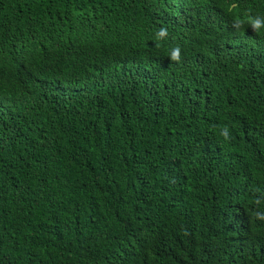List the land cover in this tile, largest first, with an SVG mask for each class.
Wrapping results in <instances>:
<instances>
[{
  "label": "trees",
  "instance_id": "trees-1",
  "mask_svg": "<svg viewBox=\"0 0 264 264\" xmlns=\"http://www.w3.org/2000/svg\"><path fill=\"white\" fill-rule=\"evenodd\" d=\"M256 212L264 0H0V264H264Z\"/></svg>",
  "mask_w": 264,
  "mask_h": 264
},
{
  "label": "clouds",
  "instance_id": "clouds-1",
  "mask_svg": "<svg viewBox=\"0 0 264 264\" xmlns=\"http://www.w3.org/2000/svg\"><path fill=\"white\" fill-rule=\"evenodd\" d=\"M262 26V22L260 19H255L252 21V27L254 31H258ZM167 35V29L161 28L157 34L158 38H163ZM170 58L173 61H178L180 59V49L179 47L174 48L170 53ZM257 204L260 203L259 200L256 201ZM254 215L260 219H264V213L256 212Z\"/></svg>",
  "mask_w": 264,
  "mask_h": 264
}]
</instances>
